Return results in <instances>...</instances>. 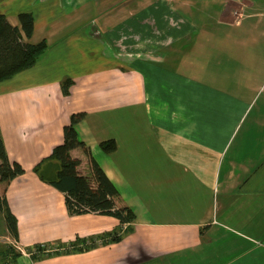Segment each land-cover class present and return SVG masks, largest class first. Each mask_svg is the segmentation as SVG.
<instances>
[{"label":"crops","instance_id":"crops-1","mask_svg":"<svg viewBox=\"0 0 264 264\" xmlns=\"http://www.w3.org/2000/svg\"><path fill=\"white\" fill-rule=\"evenodd\" d=\"M193 4L0 0L12 25L21 27L18 14L32 12L34 31L24 40L48 45L34 65L0 81V136L25 169L0 182V245H20H13L17 264H264V119L243 126L247 108L232 115L217 107L212 122L203 107L210 96L200 92L208 88L186 73L193 69L190 40L201 29L190 15ZM219 4L217 21L233 26L242 52L264 42V0ZM65 80L73 81L69 94ZM81 111L76 128L91 153H70L80 159V173L93 174L94 158L116 184L120 204L136 214L128 232L113 215L71 213L66 193L34 170ZM110 138L117 148L106 152L100 142ZM56 168L55 161L42 164L46 175ZM118 226V241L105 236L64 250L78 237Z\"/></svg>","mask_w":264,"mask_h":264},{"label":"trees","instance_id":"trees-1","mask_svg":"<svg viewBox=\"0 0 264 264\" xmlns=\"http://www.w3.org/2000/svg\"><path fill=\"white\" fill-rule=\"evenodd\" d=\"M21 27L12 25L5 14L0 13V81L12 77L14 74L31 67L47 48L45 40L32 43L24 40L31 37L34 31V15L30 11H23L18 14ZM65 80L63 83L64 92L70 93V85L73 81ZM86 115V112H75L71 115L70 121L64 126V140L53 147L52 153L35 165L34 170L42 179L50 182L66 193V205L71 213L81 214L94 212L98 214L113 215L121 223L129 224L126 232L133 229L132 222L136 219L134 210L120 204V192L116 184L109 178L99 163L92 158L93 174L84 175L78 170L80 159L71 155L70 151L75 147H82L86 153L90 154V148L82 140L77 131L76 125ZM101 148L106 152H112L117 148L114 138L100 142ZM55 161L56 171L53 175H46L42 171L44 161ZM25 172L24 167L15 159H11L6 150L4 141L0 136V182L10 179ZM6 205L5 198L0 193V208ZM6 220L10 230L18 236L17 218L15 214L6 207ZM121 227H116L113 232L92 236L88 238L78 237L75 241H70L64 246V250L86 249L97 244L95 238L108 236L111 241L121 239ZM104 240V238H103ZM87 241H91L88 242ZM17 251L11 244L0 245L1 264H17Z\"/></svg>","mask_w":264,"mask_h":264},{"label":"rangeland","instance_id":"rangeland-1","mask_svg":"<svg viewBox=\"0 0 264 264\" xmlns=\"http://www.w3.org/2000/svg\"><path fill=\"white\" fill-rule=\"evenodd\" d=\"M221 1L196 0L192 5L190 15L201 29L190 40L188 61L193 69H187L186 73L194 82L208 88L200 92L210 96L203 107H207L212 122L217 107L228 109L232 115L247 108L240 125L248 126L254 118L264 119V110L259 109L264 104V42L242 52L233 38V26L217 21ZM229 6L231 15L234 5ZM217 93L221 95L220 101L213 97ZM225 120L228 121L226 115ZM11 242L15 247L20 246L13 239Z\"/></svg>","mask_w":264,"mask_h":264},{"label":"built area","instance_id":"built-area-1","mask_svg":"<svg viewBox=\"0 0 264 264\" xmlns=\"http://www.w3.org/2000/svg\"><path fill=\"white\" fill-rule=\"evenodd\" d=\"M88 242H91V241H87V243H88ZM18 248H20V246H18ZM20 249H21V248H20Z\"/></svg>","mask_w":264,"mask_h":264}]
</instances>
